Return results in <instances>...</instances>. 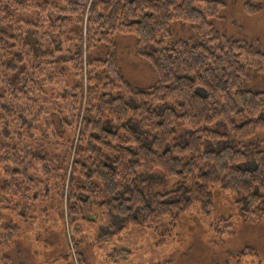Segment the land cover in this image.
Segmentation results:
<instances>
[{"label":"trees","instance_id":"trees-1","mask_svg":"<svg viewBox=\"0 0 264 264\" xmlns=\"http://www.w3.org/2000/svg\"><path fill=\"white\" fill-rule=\"evenodd\" d=\"M224 6L0 0V169L7 181L0 209L24 218L37 203L45 215L40 203L58 179L69 188L66 217L75 230L78 222L100 219L112 230L115 217L124 221L118 230L138 225L158 232L166 219L168 228L158 232L163 243L197 208L204 216L215 210L210 231L230 235V221L218 226L228 218L215 209L214 187L235 197L248 222L264 225V92L244 87L264 74V52L216 30ZM242 8L247 15L258 9L247 0ZM174 23L188 25L197 39L173 38ZM115 35L135 39L138 55L155 71L151 87L134 88L124 77ZM49 149L59 161L46 155ZM141 165L177 185L146 193ZM16 237L0 213V264H19L8 255ZM126 253L114 248L108 261Z\"/></svg>","mask_w":264,"mask_h":264},{"label":"rangeland","instance_id":"rangeland-1","mask_svg":"<svg viewBox=\"0 0 264 264\" xmlns=\"http://www.w3.org/2000/svg\"><path fill=\"white\" fill-rule=\"evenodd\" d=\"M220 1L225 6L220 17L213 21L216 30L226 36L249 41L264 52V0H247L258 7L253 15L243 12L244 0ZM170 29L173 38L197 39L186 24L174 23ZM113 42V53L127 81L137 89L151 87L155 83V71L138 55L135 39L129 35H115ZM247 84H244L245 88L264 92V74L251 76ZM255 147V143L248 146L249 159ZM72 154L71 151L65 165L66 180ZM46 155L57 161L61 158L51 149L47 150ZM140 167L138 177L146 193L173 189L177 185L174 179L165 180L161 173H149L142 165ZM2 171L0 169V188L7 182ZM213 188L215 209L224 219L228 218L225 222H219L218 226L230 221L229 224L234 225V232L221 235L223 238L220 240L217 232L210 231L211 223L216 222L219 215L214 210L204 216L196 208L183 215L177 228L164 236L163 243H158L162 238L158 232L168 228L166 219L157 225L158 232L138 225L118 230L124 221L115 217L112 230L104 226L103 219L93 223L78 222L75 230L70 218L66 217L69 188L66 182L61 187L60 180L56 179L40 203L45 215L40 216L37 203L29 210L35 214L29 216L22 212L24 218L0 209L4 223L17 231L8 255L19 264H80L77 252L82 254L85 264H264V225L248 222L236 208L234 196ZM114 248L127 249L129 253L109 262L108 255ZM63 254L69 256V260L64 259Z\"/></svg>","mask_w":264,"mask_h":264}]
</instances>
